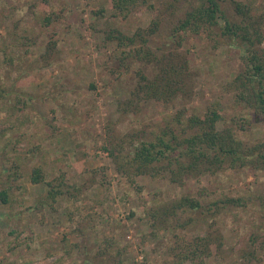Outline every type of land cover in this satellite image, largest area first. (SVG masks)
<instances>
[{
  "label": "rangeland",
  "instance_id": "rangeland-1",
  "mask_svg": "<svg viewBox=\"0 0 264 264\" xmlns=\"http://www.w3.org/2000/svg\"><path fill=\"white\" fill-rule=\"evenodd\" d=\"M151 1L159 9L138 7L119 19L109 0H0V189L11 187L8 203L0 202V264H171L176 235L189 240L205 233L213 240L210 254L199 258L204 264H264V169H226L183 184L139 175L137 191L103 148L133 130L146 132L178 107L201 113L215 101L228 123L235 118L237 127L243 125V142L264 141V122L235 102L231 82L241 69L239 45L217 28L181 34L178 41L170 35L178 17L171 10L181 4ZM170 1L174 6L166 8ZM237 1L264 17V0ZM221 8L234 15L232 0H221ZM51 11L55 18L43 27L41 19ZM153 20L159 28L147 43L157 55L187 61V86L169 106L144 100L137 112L122 113L116 106L135 89V71L152 77L157 70L134 60L129 71L119 68L116 43L105 32L116 27L132 34ZM255 49L264 57V40ZM36 166L47 180L65 176L67 191L52 207L38 202L44 185L29 180ZM186 194L200 207L185 228L177 226L185 214L163 222L150 216L151 209ZM225 197L241 198L242 205L225 204Z\"/></svg>",
  "mask_w": 264,
  "mask_h": 264
},
{
  "label": "trees",
  "instance_id": "trees-1",
  "mask_svg": "<svg viewBox=\"0 0 264 264\" xmlns=\"http://www.w3.org/2000/svg\"><path fill=\"white\" fill-rule=\"evenodd\" d=\"M39 1L49 4V0ZM174 1L181 6L171 10L172 15H178L170 31L172 37L180 41L181 34L212 33L217 28L222 38L226 37L239 45L242 50L241 69L231 82L235 102L251 109L255 120L264 122V57L255 49L264 40L263 15H256L249 6L237 0H232L234 15L231 16L223 12L221 0ZM109 3L113 16L119 19L127 18L138 7L146 10L158 8L151 0H109ZM169 4L166 8L174 6L171 1ZM31 7L32 11L38 10L35 4ZM54 18L53 11L47 13L41 19V25L47 27ZM158 28L159 21L153 20L148 27H137L132 34L116 27L105 32V39L116 43L114 55L119 60V68L129 71L130 63L134 60L140 64L151 63L157 70L152 77L145 75L141 69L135 71L138 77L135 89L116 106L122 113L137 112L144 100H152L159 106H169L185 91L187 61L179 59L182 61L179 63L176 54L157 55L147 43ZM18 38L25 39L26 35L19 34ZM0 42H5L3 37H0ZM18 42L23 46L26 44ZM54 45L55 42L52 41L46 46V50H52ZM15 96L18 97L19 93L16 92ZM215 102L205 107L201 113L189 112L185 106L178 107L162 120L156 121L154 126L149 125L150 129L146 132L142 127L137 133L133 130L134 132L126 133L122 138L112 139L103 148L111 156L115 171L140 191L141 187L135 180V176L139 175L163 177L171 183L183 184L188 178L215 175L226 169H264V141L253 144L243 142L238 135L239 127L243 125L237 127L235 118H231L228 123L220 112L219 102ZM146 125L147 123L144 126ZM125 141L131 144V150L126 151ZM46 177V171L39 166L33 167L29 174L32 183H41L46 188V194L38 202L52 207V203L65 194L68 184L63 174L48 180ZM10 190V185L0 189L1 203H8ZM240 199L225 197L221 201L240 206ZM198 207L199 200L186 194L170 204L163 203L151 209L150 216L155 218L158 215L163 222L179 213L185 214L188 218L177 225L183 229L194 221L189 214ZM75 211L78 212L79 209L75 208ZM133 214L131 211L128 216ZM86 218L93 219L91 214ZM76 229L78 227L72 231H77ZM182 236L176 235V242L179 244L172 251L177 259L171 264H182L187 260L204 264L199 258L210 254L212 235L205 233L189 240ZM104 241L106 247L112 245V239L106 238ZM221 245L220 242L219 247Z\"/></svg>",
  "mask_w": 264,
  "mask_h": 264
}]
</instances>
